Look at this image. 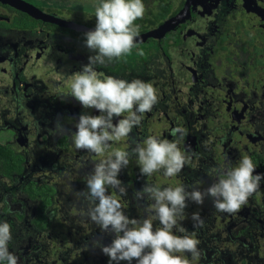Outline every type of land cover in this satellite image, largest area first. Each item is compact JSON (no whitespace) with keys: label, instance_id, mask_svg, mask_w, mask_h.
<instances>
[{"label":"flooded vegetation","instance_id":"flooded-vegetation-1","mask_svg":"<svg viewBox=\"0 0 264 264\" xmlns=\"http://www.w3.org/2000/svg\"><path fill=\"white\" fill-rule=\"evenodd\" d=\"M25 1L49 17L95 28L96 19L93 16L95 14L91 13L88 16L85 14L84 16L81 13L85 12L71 11L69 5L72 0H60L53 8L50 6L45 8L44 5L37 4L35 1L45 4V2L51 3L54 0ZM184 1L177 12L182 10ZM235 1L239 3L235 5ZM83 2H93V0H83ZM249 4H251V8ZM153 7V4L147 5L148 9H153ZM17 12L20 11L0 3V138H4L14 148L26 150L24 153L15 149L16 152L23 155V162L28 163L29 171H25V177H23L26 182L33 181V170L30 165L32 155L40 156L41 153L42 155L53 153L51 160H54L56 156L63 154L62 150H68L65 157H60V161L66 165L69 173L73 171L72 176H69L68 179H74L71 182V186L74 187L85 181V177L91 173L99 160H94L90 152L87 157L88 151L86 150H72L73 141L70 133L53 135L49 129L55 128L57 121L63 124V119H66L67 129L75 132V124L78 123L80 114L85 112L91 115L100 114L96 109H84L70 95L66 98L61 95L70 92L72 74L81 71L82 66L88 64L89 61L82 53L81 48L66 52L60 47L59 42L65 39L85 42L86 38L78 35L83 32L54 25L52 22L36 20L29 15V20L40 21L42 24L35 28L26 27L24 25L25 18L21 17L20 19ZM235 12L236 14L233 16L236 19H232L234 25L244 19L243 23L239 24L241 29L250 26L248 29L252 34L257 32L258 27L264 31V0H198L189 7L186 18L177 27L170 28L163 35L159 33L160 26L172 16L164 19L157 26L139 33L157 32L158 38L150 36L142 42L136 43L134 51L138 52L137 45L149 46L150 52H146V54H150L153 61L154 57H157L158 65L167 68L168 77L167 80L154 77V80L149 82L157 91L158 103L152 111L145 113L141 125L134 128L129 137L124 138L128 147L131 140L143 142L150 136L153 125L157 126L158 137L168 140L177 139L171 135V132L176 127H182L186 130V136L179 144L182 150H185L184 146L189 132L188 145L191 156L189 173L200 162H209L211 165L216 163L221 167L228 165V162L234 158L250 156L256 165V173L264 174V65L253 66V61L248 60L246 55L237 49L234 51L233 57L237 69L233 71L231 66L225 64L222 54L225 56L226 53L214 49V42L217 39L215 31L230 25L228 17L224 21L225 15L231 18L230 14ZM254 25H257V28L252 29ZM231 28L233 31L236 29ZM33 31L45 33V38L34 43L30 36ZM151 40H154L155 43ZM143 57L145 55L137 56L140 59ZM51 69H54V73L57 74L54 78L49 75ZM96 70L98 73H103L101 78H104L108 75L106 70L109 68L97 66ZM228 78H234V80L227 81ZM220 80H223L224 84ZM47 83L52 85L51 90L47 88ZM190 87L197 93L191 94L188 90ZM214 90L221 91L215 93ZM256 107L263 116L248 114L251 108ZM205 108H208V112L205 113L204 121H196V116ZM183 114L185 117H189L188 122L179 120V115ZM219 115L223 117L221 123L215 120ZM116 119L118 118L114 117V123ZM212 124H215L213 128ZM210 137L212 140L207 144L205 141H208ZM193 138L195 141H192ZM0 140L2 141V139ZM194 144L195 146H193ZM112 151L110 148L107 149L104 154L105 158ZM99 157L97 155L95 159ZM90 167L91 170H88ZM127 167L129 168V171L126 172L129 174L127 178L132 181L133 188L137 184H145L147 178L149 179L148 176L145 181L139 180L142 176L141 173L130 170L129 165ZM23 170L24 163H22L21 172ZM47 173L48 180H42L39 184L55 185L56 182L52 178L59 181L62 178L55 171L47 170ZM153 175L156 179V173ZM189 177L196 178L192 174H189ZM198 177L200 179L203 176ZM0 179L3 182L0 183L3 185L0 188L9 189L3 194L0 193V197H3L5 201L4 197L11 195V199L16 204L19 203L15 207L16 214L10 221L13 244L18 245L20 249L24 248V252H26L31 245V240L39 238L42 247L45 246L48 253L52 254L53 248L57 250V254L65 251L66 247L63 246V241L59 238L62 234L64 236L70 234L64 209L61 213L58 209L53 210L58 214L54 213L52 217L47 216L49 211H52L50 207L53 203H58L60 200V197H54L56 189L51 204L44 211L49 227L44 231H38L36 225L32 223L35 204H30L27 198H22L21 202L18 201V197L26 196L23 193L24 196H17V189L11 185L12 181L1 176ZM126 183L130 185L127 180ZM10 189L14 191H10ZM10 203L12 202L10 201ZM8 209L12 214L13 211ZM218 213L219 216L225 214L231 222L233 218L238 219L237 217L245 219L246 233L239 234V232V235L232 237V240L243 248L249 249L250 252L254 250L255 256H257L258 235L264 238V179L261 180L259 189L248 199L247 204L242 205L239 212ZM6 214L9 216L8 213ZM53 216H56V220L59 222L50 226ZM223 220L222 217L220 222ZM61 221L66 223V227L62 226ZM231 222L229 224H232ZM253 228H259L260 232H252ZM52 230L56 232L50 233ZM199 230L202 234L207 233V236L212 234L209 233L210 231L208 232L207 228L203 231L202 228ZM221 231L217 228L210 236L215 234L217 239H220ZM223 231L230 235V231ZM227 235L224 236V239ZM245 237H247L246 240ZM50 242L53 244V248L49 246ZM41 244L39 245L41 246ZM15 255L21 256L18 252Z\"/></svg>","mask_w":264,"mask_h":264},{"label":"clouds","instance_id":"clouds-1","mask_svg":"<svg viewBox=\"0 0 264 264\" xmlns=\"http://www.w3.org/2000/svg\"><path fill=\"white\" fill-rule=\"evenodd\" d=\"M94 13L95 28L84 35L86 47L95 54L88 57L89 62L82 66L81 71L72 74L70 92L61 95L65 98L70 95L84 109H96L100 114H80L75 132L59 121L49 131L53 135L70 133L77 150L100 155L111 147V142L129 137L132 130L141 125L143 115L158 103V96L151 83L139 78L129 81L111 75L101 78L103 73L96 70L97 66L106 67L121 57L131 55L139 36V25L135 21L142 19L145 13L143 0H97ZM137 54L143 55V51L138 50ZM114 117L118 118L115 123ZM171 135L177 139L150 135L143 142H137L130 152L115 149L96 163L85 177L87 191L78 195L88 206L81 214L97 225L102 233H114L108 245L99 239L92 242L93 247H99L109 258L108 264H120L122 261L132 264L134 260L136 264H191L183 254L196 259L201 253L196 233H189L181 224L189 202L203 205L206 198H211L218 212L235 213L247 204L264 179V174L256 173L251 157L243 156L236 166L223 165L212 169L209 174L217 179L204 191L197 187L188 190L183 185L162 188L145 183L134 193V198L138 207L140 201L146 202L143 207L146 218L130 219L116 198V194L121 197L127 195L126 187L118 176L129 165L132 156L137 159L141 175L147 177L161 170L165 177L179 175L191 160L187 150L179 147L186 130L176 127ZM6 145L15 150L12 145ZM23 163L25 173L28 163ZM23 172L17 175L21 177ZM20 183L21 186L23 183ZM109 189L115 194H109ZM22 198L26 197H18V201L21 202ZM191 219L193 228L204 226L199 212H193ZM154 221L159 222L155 229ZM12 239L11 225L0 221V264H18L19 258L9 250Z\"/></svg>","mask_w":264,"mask_h":264},{"label":"rangeland","instance_id":"rangeland-1","mask_svg":"<svg viewBox=\"0 0 264 264\" xmlns=\"http://www.w3.org/2000/svg\"><path fill=\"white\" fill-rule=\"evenodd\" d=\"M27 1H29V0H27ZM59 1L60 0H54L51 3H46L45 2V4L42 3L41 1H39V2L35 1V3L40 4V5H44L45 8L48 7V6L53 8V7L57 6L56 3L59 2ZM96 2H97V0H93V2H83V0H72L70 2L69 6H70V10L71 11H74V12L81 11V12H86L88 14H91V13H94V4ZM237 3H239V2L235 1V5ZM249 7L250 8L252 7L251 4H249ZM84 19H86V18H84ZM44 34L45 33L41 34L40 32L33 31V32L30 33V36L32 38V41L34 43H37V41L39 39H44L45 38ZM59 44H60V47L65 49L66 52H69V51L72 52L75 49L81 48L82 53L87 58L90 55H94L95 54L94 52L90 51L86 47L85 42H80L79 40H76V39H72L71 41L65 39L64 41H60ZM134 50H136V47L133 48L131 55H128V56H125V57H121L118 61H114L113 63L107 65L106 67H108L109 70L111 71V73H110L109 70H106L107 73H108L107 76L111 75V76H115V77H118V78L127 79L129 81L132 78H139V79H141V80H143L145 82H148V83L151 80H154L153 79L154 77H158V78L167 80V77H168L167 76V74H168L167 68L166 67L163 68V66L158 65L157 57H154L155 60L153 61V59L151 58L152 56L147 53V54H145V57L140 59V58H137V56H135L137 54V52H135ZM146 51L150 52L149 46L146 47ZM98 67L102 68L104 66H98ZM220 70H222V68H220ZM54 71H55L54 69H51V72L49 74V75H51V78H54V76L57 75V74L54 73ZM64 72H65V70L63 71V73ZM171 74L173 75V73H171ZM218 77H220V76L218 75ZM220 81H221L222 84H224L223 80H220ZM46 86H47V88L49 90L52 89V85L50 83H47ZM188 90H189V92L191 94H196L197 93V91H192L191 87L188 88ZM182 112H184V111H182ZM207 112H208V108H205L204 110H202L196 116V121H198V122L204 121L205 113H207ZM88 114H90V113H88ZM248 114H250V115H254L255 114V115H262L263 116V114L259 111V109L257 107L256 108H251L249 110ZM143 116H145V114ZM222 118L223 117L221 115H219V116L216 117L215 120H217L218 122L221 123L222 122ZM179 120H185V121L188 122L189 121V117H185L184 114L183 115H179ZM63 125H64L65 128H67V126H66L67 125V120L66 119H63ZM213 126H215V124H212V128H213ZM152 129L153 130L151 131V135L159 136L158 135L159 131L157 130V126L153 125ZM187 135H188V137L186 138V143H185L184 149L187 150V153L189 154V145H188L189 144V132L187 133ZM39 138H40V135H39ZM211 140H212V137H210L209 140L205 141V142L208 144V143H210ZM124 141H125L124 138L121 139L120 141H113L112 144H111L110 149L114 151L115 149L123 150V148H124L125 151H129L130 152L131 149L133 147H135V144L137 143L136 141H132L131 140L130 143H129L130 145L128 147V145H126V143ZM192 141H195V139L193 138ZM193 146H195V144ZM64 147H65V145H64ZM74 149H76V148H75V146L73 144L72 150H74ZM256 149H258V148H256ZM106 151L99 155L101 158L99 157V158H96V159H95V157L97 156V154L92 153V152H90V153L93 155L94 160H99L100 161L101 159H105L104 154H106ZM193 151L194 150H193V147H192V152ZM61 152L63 154L60 155V156H56L54 160H51L52 156H53V153H47V154H43V155L41 153L40 156H38V155L33 156L32 155V158L30 160V165H31V168L33 170V174H32L33 178H32V180L34 182L41 183L42 180H48L47 170L55 171L56 173L59 174L60 177H62L60 181L57 180L56 178H52V180H55V182H56V184H55L56 195L54 197H60V200L58 201V203H53V205L50 207V210H52V211H49V213L47 215L48 217H52V215L55 213L53 210H57L58 209L59 213H61L62 209L67 208L69 205L72 206L73 208H77L78 211H80L83 208H87V206H88L87 202L84 200V198L78 195V193H80L81 191H87L86 185H85V181L77 184L74 187L71 186V182L74 179L73 178L68 179V177L72 176L73 171H71L72 173H69L67 171V169H66V165H63V162L60 161V157L61 156L65 157L66 154L69 151L64 149ZM86 156L87 157L89 156V151L87 152ZM242 157H238L237 159L236 158L232 159L231 161L228 162V165L229 166H236L239 163V161L242 159ZM193 161L195 162L196 160L194 159ZM129 166L132 168V169L130 168V170L134 171L135 173L136 172L140 173L139 166L137 165V159H136L135 156L130 157ZM217 167H220V166H218L216 163H214V165H211L209 162H207V163L206 162H200V163L196 164V168L192 169L190 171V173H189V163H187L185 165V167L183 168L182 172L179 175H177V176L170 177V178L169 177H165L163 175V170H161L159 172H156V175H157L156 179L154 178V175L149 176V179L147 178L148 176L146 177V176L142 175L139 180L145 181L146 178H147L146 183L158 185V186H160L162 188L163 187H168V186L175 187V186H178V185H183L188 190H191L194 186H196L197 188H199V190L204 191L207 187H209L217 179V177L215 175H210L209 174L212 169H214V168L218 169ZM27 169L28 168H26V171H29V169L28 170ZM88 170H91V167ZM127 170L129 171L128 167L123 168L121 170L119 176H118V179H120L122 181L123 185L126 187L127 195L121 197L118 194H116V198L118 200H120V203L123 206V210L125 211V214L128 215L130 219L131 218H136V219L146 218V213H144V211H143V207L145 206L146 202L145 201H140L139 202L140 207H138L137 206L138 202L134 198V193L136 191H138V190H141L142 187L144 186V184L143 185L137 184L135 186V188H133V186L131 188H129L130 185H127V183H126V180H127L126 178L128 177V175L126 173ZM189 174L194 175L196 178L195 179H194V177L190 178ZM198 176H200V177L203 176V177L199 179ZM21 177H25V173L24 172L21 174ZM21 177L18 176V175H15L14 179H12V182H11V185L14 186L17 189V191H16L17 196L23 195L20 192V190H21V186L19 185V184H21L20 182H22V183L26 182V180H20ZM189 179H190V181H189ZM0 183H3L1 181V179H0ZM2 186L3 185L0 184V187H2ZM130 189H132V190H130ZM4 191H9V189H7L6 187H5L4 190L2 188H0V193L3 194ZM10 191H14V190L10 189ZM109 194H115V193L113 192L112 189H109ZM4 198H5V201L9 205L4 201L3 197H0V213H2V211H4V213H8L9 216H6V218H4L5 219L4 220L1 217V214H0V221H7L9 223L13 219V215L16 214L15 213L16 212L15 207L17 205H19V203L16 204V202H14L11 199V195H6ZM52 200H53V198H52ZM10 201L12 203H10ZM204 204H206V206L210 210L211 218H213V223L212 224L214 225V227H212L209 230L210 231L209 233L213 234L217 228L219 230H222L220 232V234H222V237L220 239H217L216 242H215V245L218 246L217 247L218 252H216V253L219 254V255H221V254L225 255L226 254L225 252H228V250L231 251V252H236L238 249L243 248L238 243L232 242L231 239H230V241L232 243L230 241H228V240L225 241L224 236L227 235V234L223 230L230 231V235L232 237H234L236 235H239V234H245L246 233V230H244V226L246 225L245 224V219L243 220L242 217H237L238 219H234L233 218V221L231 222L229 220V218L225 214L223 215L222 212H221V214H222L221 216L224 218V220L222 222H220V219L222 217L219 216L220 214L213 207L211 198H206L205 201H204ZM203 205H197L194 202H189V208L185 209V216H186L185 219L187 217H189V224H185V225H183V227L186 228L189 233L193 232L194 229H195V228L192 227L194 222L191 219V215L195 211L202 212L203 211ZM206 206H204V207L206 208ZM8 208H10L11 211H13L12 214H11V212H10V210ZM241 208H242V206H241ZM241 208H240V210H241ZM237 212H239V211H237ZM55 214H58V213L56 212ZM202 219H203V217H202ZM55 222H59V220H56V216H53V219L51 220L50 226L53 223H55ZM156 222L159 223L158 221H156ZM230 222L232 224H229ZM234 223H236V224H234ZM61 224H62V226L66 227V225H65L66 223L65 222L61 221ZM53 229H54V227H53ZM54 232H56V231L52 230L50 233H54ZM252 232H254V233L260 232V229L259 228H253ZM195 233H197V232L195 231ZM212 234H210V235H212ZM59 238H60V240L65 241V236L63 234L60 235ZM74 238L78 240L79 236L78 237L74 236ZM246 239L247 238L245 237V240ZM66 240H67V238H66ZM207 240L209 241L210 239H207ZM257 241L259 243L258 244L259 245L258 246V254H257V256H255V251L253 250L254 253L251 252L252 253L251 255H253L252 257L255 256V258H254L255 260L251 264H264V252H263V249H264V238L261 235H258ZM102 243L104 245L110 244L109 238L105 237L102 240ZM222 243H224V245ZM48 244H49V246L51 248H53V246H52L53 244L51 242L48 243ZM207 246L209 248H211V249H213L215 247V246H213V244H211V240H210V243L207 244ZM66 247L68 248V247H70V245H66ZM71 247H73L72 244H71ZM55 248H56V245H55ZM27 252H28V250H27ZM100 252H101V250L98 247L97 251H96V255H98ZM58 254L60 255V253H58ZM58 254H57V250L53 248V252H52V254H50L52 261H55L58 258ZM232 254H235V253H232ZM212 255H213V253L208 251L204 255H200L202 260L198 259V258L192 259L190 254H189L188 258L191 260V264H220V262L217 260L218 258L214 257V255L212 257ZM16 256L19 258L18 263H20L21 257L18 256V255H16ZM98 257H100V260H102L103 262L108 264L109 258L106 255L103 256V254L101 253L100 256H98ZM44 258H42V259H44ZM70 258H72V257H70ZM100 260H99V258H97V261H100ZM233 262H234V260H233ZM248 262H250V261H248ZM122 264H128V262L122 261ZM132 264H136V262L133 261ZM226 264H232V261H229V259L226 258Z\"/></svg>","mask_w":264,"mask_h":264},{"label":"trees","instance_id":"trees-1","mask_svg":"<svg viewBox=\"0 0 264 264\" xmlns=\"http://www.w3.org/2000/svg\"><path fill=\"white\" fill-rule=\"evenodd\" d=\"M183 1L184 0H143V3L145 4L144 16L142 19H138L135 21V23L139 25V33L144 32L145 30L151 27H155L164 19L173 16L180 9ZM149 4L154 5L153 9L147 8V5ZM236 12L230 14L231 18L228 15H225L224 21L228 17V21L231 22L230 25H226V27L222 30L215 31V34H217V39L214 42L215 45L214 49L216 51L221 50V52L226 53L225 56L222 54V56L225 59V64L231 66L233 71L234 69H237L235 64L236 61L233 58L234 51L237 49H239L243 53V55H246L248 60L253 61L252 62L253 66L257 67L259 65H264V31L262 30V28L259 27L257 28L256 27L257 25H254V27L252 28V29L257 28V32L253 34L248 29L250 26L241 29L242 27L240 25L243 23L244 19L240 21V23H237V25H234L232 19H236L233 16V14H236ZM17 13L20 16L19 17L20 19L21 17L22 19L25 18V22L24 20L23 22L26 27L35 28L36 26L38 25L41 26L42 24L40 21L29 20L28 18L30 17L25 13H21V12H17ZM81 14L84 16L85 14H87L88 16V13L86 12ZM231 27L236 29L233 31ZM84 34L85 33L78 35L85 36ZM151 41L155 43L154 40ZM137 46L139 47V50L143 51V55H145L147 52L146 46L144 44L143 45L140 44ZM135 56H139V55L136 54ZM246 63L248 65V62ZM233 80L234 78L227 79V81H233ZM218 91L220 92L221 90H214L215 93ZM23 160L24 158L21 156V154L19 152H16L12 147L8 145L0 144V176L1 177L9 181L14 179L15 175L21 173ZM127 175L129 176V174ZM127 182L128 184H130V186H132L131 185L132 181L129 178H127ZM55 189L56 187L54 184H48V183L39 184L34 181H31L23 185L20 190V192L23 193L29 201L35 204V213L32 223L36 225L38 231H44V229L49 227L47 223V219L44 216V211L51 204L52 196ZM83 210H86V208H83L80 211H78L77 208H73L70 205L64 209L67 216L66 223L70 234L65 235V241H63V246L66 247V245H70V247L68 248L66 247L65 251H62L59 257L55 261H52L50 253H48L46 247L45 246L42 247V244L40 243L41 240L39 238H36L35 240H31V245L28 247V252L27 251L24 252L25 250L24 248L20 249L18 245L13 244V242L11 241L9 243V250L14 254H16V252L21 254L20 256L21 260L20 263L18 264H107L102 260H100V257H98L100 256L102 251L98 255H96V251L98 247H93L92 242L97 239L101 240L102 242V240L105 237H107L109 238V242L111 243L112 241L111 239L114 238V233H102L97 225L92 223L90 220H88L87 217L81 214ZM195 212H199L200 216L203 217L204 226L202 227V231L207 228L209 232V230L212 227H214V225L212 224L213 219L211 218V213L208 207L206 206L205 208L203 205L202 212L200 211H195ZM0 214L3 219L6 218L7 216V214L4 213V211H2V213ZM20 218L21 216L18 218L19 221ZM9 224L11 223L9 222ZM153 224L155 229V227L158 226L159 223L155 221L153 222ZM181 224L182 226L185 224H189V217L181 221ZM199 229L201 228H196L194 229L193 232L195 231L197 232L196 238L199 239L200 241L198 245V248L200 249V253H201L200 255H204L206 252L210 251L213 253L214 257L218 258L217 260L220 262V264H226V258H228L229 261H232V264H251L254 262L255 256L252 257L253 255H251L254 252L253 250H251L252 252L251 253L250 250L247 248L246 249L240 248L236 252H231L228 250V252H225L226 253L225 255L217 254L216 252H218L217 249L218 246L215 245L217 236L215 234L213 236L210 235L207 236V233L202 234ZM74 236L76 237L79 236L78 240L75 239ZM231 237H232L231 235H227L225 241L226 240L230 241L231 239V241L233 242ZM66 238L68 241L66 240ZM207 239H210L211 244L215 246L213 249L207 246V244L210 243V240L208 241ZM39 244H41V246ZM71 244L73 245V247H71ZM85 245H88V247L85 248ZM16 248L17 250H15ZM183 255L187 256V258L189 257V254H183ZM69 256L72 258H70ZM103 256L105 255L103 254ZM97 258H99L100 261H97ZM198 259H201V256H199ZM120 264H122V262H120Z\"/></svg>","mask_w":264,"mask_h":264},{"label":"water","instance_id":"water-1","mask_svg":"<svg viewBox=\"0 0 264 264\" xmlns=\"http://www.w3.org/2000/svg\"><path fill=\"white\" fill-rule=\"evenodd\" d=\"M197 1L198 0H185L182 10L160 26L161 27V29H159L160 35H163L167 30H169L170 28L172 29L175 26H177L179 23H181L186 18L187 13L189 12V7L193 5L194 2L196 3ZM0 3L9 5L13 7L14 9L31 16L33 19H36V20L52 22L54 25L62 26L65 28H70L75 31L83 32V33H86L90 30H94V27H88L85 25L77 24V23L67 22V21L61 20L60 18L55 19V18L49 17L45 13H43L40 9L36 8L35 6L29 4L28 2L24 0H0ZM150 36L153 38L159 37L156 32L149 31L143 34H139L136 43L142 42L144 39Z\"/></svg>","mask_w":264,"mask_h":264},{"label":"crops","instance_id":"crops-1","mask_svg":"<svg viewBox=\"0 0 264 264\" xmlns=\"http://www.w3.org/2000/svg\"><path fill=\"white\" fill-rule=\"evenodd\" d=\"M0 139H2V141L0 140V143H3V144H9V145H10V143L6 142L4 138H0ZM12 146H13V145H12ZM15 149H16V150H19V151H23L24 153L26 152V150H20V149H17V148H15Z\"/></svg>","mask_w":264,"mask_h":264},{"label":"bare ground","instance_id":"bare-ground-1","mask_svg":"<svg viewBox=\"0 0 264 264\" xmlns=\"http://www.w3.org/2000/svg\"><path fill=\"white\" fill-rule=\"evenodd\" d=\"M170 22V21H169ZM157 33V32H156Z\"/></svg>","mask_w":264,"mask_h":264}]
</instances>
